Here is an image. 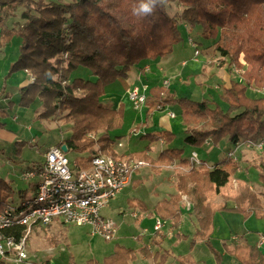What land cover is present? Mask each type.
<instances>
[{"label": "trees", "instance_id": "1", "mask_svg": "<svg viewBox=\"0 0 264 264\" xmlns=\"http://www.w3.org/2000/svg\"><path fill=\"white\" fill-rule=\"evenodd\" d=\"M140 3L141 0H0V47L15 35L20 38L18 57L11 64L10 72L23 70L33 77V81L18 90L19 106L28 107L35 100L40 101L39 115L44 119L66 111L64 119L72 121L70 136L64 141L67 151L88 153L86 157L76 158L79 168H88L91 156L97 152L115 155L112 146L122 135L112 137L109 132L122 126L125 112L122 105L110 108L99 101L104 87L127 78L144 61L168 57L183 37L180 19L189 29L199 27L204 39L214 40L215 49L223 58L236 61L243 52L249 68L242 74L243 80H231L220 94L227 104L226 110L218 104L212 106L208 99L176 96L164 86L149 88L143 126L158 106L174 105L181 110L185 125L184 145L200 148L207 141L213 146H221L226 141L232 148L242 140L257 142L264 138V97L250 98L246 93L249 87H264V0H161L151 15H134L133 9ZM174 3L182 7L181 12L170 14L169 7ZM19 7L23 8L22 22L9 27L6 21ZM232 21H235V47L231 54L225 45L227 32L222 34L219 28L228 30L226 26H232ZM80 67L88 69L92 78L74 76ZM141 69L144 70V66ZM0 115L5 113L1 111ZM97 130L103 132L98 139L100 145L94 150L95 142L88 134ZM141 138L170 144L175 135L160 130L145 133ZM182 154V148H166L153 162L179 161L188 165ZM257 167L264 187V160ZM237 170L238 164L225 157L213 168H192L178 175L177 193L154 206V213L176 229L181 220V196L191 197L198 227L190 240V248L197 240L203 241L216 264H221V254L210 240L216 212L264 218V192L258 195L248 188L239 196L223 195L222 205L208 200L211 192L221 194L220 189ZM12 192L11 182L0 178V211ZM228 200L235 202L234 207L226 205ZM21 229L14 226L2 232L17 238ZM159 234L162 239L163 235ZM156 235L157 231L154 237ZM150 243L159 242L152 238ZM137 252L154 261L159 259L155 264H162L168 255L167 251L152 254L145 245L135 250L115 244L113 251L101 261L89 259L86 264H129ZM227 252L240 264H264V253L245 240L235 242ZM177 260L178 264L191 261L187 257Z\"/></svg>", "mask_w": 264, "mask_h": 264}, {"label": "rangeland", "instance_id": "2", "mask_svg": "<svg viewBox=\"0 0 264 264\" xmlns=\"http://www.w3.org/2000/svg\"><path fill=\"white\" fill-rule=\"evenodd\" d=\"M48 1L51 0H45V2ZM61 1L71 2L74 0ZM181 9L182 7L180 5L174 3L170 5L169 12L170 14L180 13ZM22 10L23 8L19 7L13 12V14L11 13L12 16H10L6 21L9 27L17 26V23L22 22L20 19ZM178 23L179 25L181 24L180 28L183 33L182 40L178 44L174 45L172 53L163 60H171L169 63L174 65L175 62L176 67L179 70H183L181 73L182 83L172 80V77L178 74L177 72L168 73V71H164V76L161 75V80L165 77H171V87L173 85L175 90L174 94L176 96H185L192 100L212 99L210 100L212 102V106L218 104L221 109L226 110L227 104L221 100L220 94L224 90L226 82L230 79L243 80L242 74L249 68V64L245 60L243 52L239 53L238 60L236 58V61L233 59L231 60L230 57L223 58L221 54L215 49V41L204 39L200 34L199 27L189 29V26L183 23V21L180 19H178ZM231 24L232 26H226L229 28L228 30L222 27L219 28V31L222 34L227 32L225 45L232 54L235 47V21H232ZM188 36H191L195 40V44L199 50V53L196 56H194V47L187 41ZM19 44L20 38L15 35L8 43H6V45L0 47V93L4 84L6 86V90L9 92V97L5 103H3L0 99V112L2 111L5 113L3 116L0 115V178L11 182L13 192L10 194L7 200L13 202L14 204H19L24 197H29L33 193L36 187L35 183L38 180L37 178H34L29 183L23 181L20 177L21 171L33 163L42 161L47 148L51 147L52 145L54 146L55 143L61 141L64 138H68L70 136L72 127V121L64 119L66 111L44 119L39 115L42 111L40 101L35 100L28 107L19 106L18 90L28 84L21 85V80L24 77V73L26 72L23 70L10 72L11 64L18 57ZM183 60L186 61V64L181 63ZM141 64H143V62ZM141 64L136 66L135 71L138 72L136 81H134V77L130 76L127 78V80H124L123 83H119V81L110 83L104 87V93L101 97H107L110 94L113 98L107 100H114L116 102L120 99L121 94L124 92L123 88L120 89V86H128L130 83L134 82L142 86L138 78L141 77L146 79L147 76H151V74L153 75L154 72L152 73V70L149 71L148 68L147 72L142 70V73L139 74L140 68L142 67ZM233 66L238 67L239 71L233 72ZM153 69H155L154 65ZM74 76L92 78L90 71L88 69H84L83 67L78 68V70L75 71ZM31 78L33 81L32 76ZM215 78L219 79L217 82L218 86H213L214 84L209 82L211 79ZM18 79H20V81ZM17 83L20 86L18 87V90H16L17 88L14 89ZM145 86L146 88L148 87L147 85ZM246 93L250 98L264 97V87H249L247 88ZM100 98L99 101L104 106L109 107L107 104H104ZM124 99L125 100L121 101L120 103V105L123 106L125 112L123 124L120 128L109 132V135L112 137L131 135L129 133L134 134L138 130V126H143V121H140L138 115L140 111L132 108V104L129 102L127 96ZM140 107L138 109H140ZM141 109H146L145 104L141 107ZM166 110L167 107L165 105L158 106L156 110L157 112L155 113L158 114V112H165ZM171 112H175L176 114V118L172 120L170 119L171 122L174 124L179 121L181 122L178 110L173 109ZM130 115L133 116L134 120L130 119ZM143 116L144 113H142V117ZM152 118H154V116L147 120L146 125L153 122ZM158 119L161 120V117L157 115L155 117L156 122H158ZM156 129L158 130V127ZM172 130V133L175 135V138L173 139V145L175 147H182V156L188 157L190 146L186 144L183 145L184 132H180L176 126H172ZM102 132L103 130H97L89 132L88 134V138L94 140L95 142V144L92 146L94 150L98 149L100 145L98 143V139ZM225 142H223L221 146L204 144L202 147L197 149V153L203 154L205 156L203 158L207 160L209 164H213L216 161H220L222 157L225 156V152L231 149V146ZM112 150L115 153L113 156L117 157L119 153L129 156L131 159L143 161L144 165L147 167L143 168L144 174H142L143 176L138 179V183L140 184L143 181L150 182L149 185L148 183L146 184L150 189H156L158 192H162L164 194L169 192L171 194L177 193L176 182L178 175L186 173L192 168H199L197 166H190L189 161L188 165L181 164L179 161H174L173 163L169 164H157L153 162V159L155 158L153 151L149 153H145V151L142 153L134 152V148L127 149L125 148L124 144L123 147L112 146ZM65 154L70 159V162L75 161L76 158H78V153L73 151H66ZM234 155L235 157L233 161L238 164V170L231 177L227 185L220 189L221 194L217 195L211 192L208 195V200L215 205L223 204V195L232 197L239 196L243 189L249 188L258 195H261L264 192V187L259 180V168L257 167V164L264 160V149L258 150L243 145L234 151ZM203 166L208 168V166ZM138 183L135 182L132 185V188L137 189ZM23 190L25 191L24 193H22ZM174 191L175 193H173ZM124 197L125 195L117 196V198L110 203L109 207H112V210L115 206V208H117L119 205L123 204L121 202ZM232 204L235 205V202L232 200H228L226 203L227 206ZM131 205L132 204L129 203V207H127V209L134 207ZM180 206V209L182 210H191L192 213L190 219L195 220V216H193L194 214L192 211L193 205L191 197L186 194H182ZM111 209H102L103 216L106 218L111 217L115 222H119L121 220V216L117 214L116 211H111ZM120 213L123 214L124 211ZM218 213L217 221L219 220L218 218L224 221L223 223H225L224 218L226 220H231L230 231L227 230V234L224 231L227 236H225L226 239L230 240L232 239L231 234L241 227L240 216H242V214L231 212V214H228L229 216H227L222 212ZM186 215L187 214H185V216ZM187 216L190 217V215ZM126 217L125 218L127 221L132 219L130 215H127ZM131 224L132 222H123V229L119 231L118 234H125V236L130 235L133 232L131 228H128ZM160 236L161 235L159 234V237ZM116 238L117 237L114 236L111 240H105L97 233L91 234L88 226L65 224L61 223L59 219H54V221L49 224L34 226L32 228L27 241L29 249V263L21 264H32L30 261H32L33 264H41L45 261L47 262L46 264H86V261L89 259L101 261L102 257L110 253V251H102V248H104V246L105 249L112 247L116 242ZM159 239H156V241L160 242ZM224 243L225 241L223 240L222 244ZM231 243L230 249L227 246H224L226 252L232 249L233 244H235V239L232 240ZM213 244L215 246L220 245V243H217L216 241H213ZM147 245L145 246L149 250L154 248L150 241ZM141 255L145 259H152L145 256L144 254ZM206 264L209 263L206 262Z\"/></svg>", "mask_w": 264, "mask_h": 264}, {"label": "built area", "instance_id": "3", "mask_svg": "<svg viewBox=\"0 0 264 264\" xmlns=\"http://www.w3.org/2000/svg\"><path fill=\"white\" fill-rule=\"evenodd\" d=\"M187 41L194 47V56H196L199 50L195 40L188 36ZM235 71L239 69L233 66V72ZM27 74L30 76L29 72ZM162 82V86L167 87L169 81ZM146 97L145 85L132 86L128 89L127 98L133 109L140 111L146 102ZM167 115L174 117L175 113L168 111ZM205 144L211 145L208 141ZM243 145L262 150L264 138L257 142L239 141L225 152L224 157L234 160V151ZM60 146L49 147L42 161L33 163L21 171L20 177L25 182L38 179L33 193L29 197H24L19 204L7 200L0 211V264L29 263L27 241L32 228L49 224L54 219H59L65 224L88 226L91 234L97 233L105 240H111L115 236V222L110 217H104L102 209L130 184L132 173L145 166L144 162L121 155L116 157L97 152L91 156L88 168H79L76 161L70 162ZM187 160L190 166L205 165L213 168L218 165L201 160L195 151L188 155ZM14 226L22 227L21 234L17 238L2 232L3 229ZM163 226L164 221L156 217L155 231L162 229ZM262 242L264 238L260 244ZM30 262L33 264L32 261Z\"/></svg>", "mask_w": 264, "mask_h": 264}, {"label": "crops", "instance_id": "4", "mask_svg": "<svg viewBox=\"0 0 264 264\" xmlns=\"http://www.w3.org/2000/svg\"><path fill=\"white\" fill-rule=\"evenodd\" d=\"M189 33V32H188ZM164 59V58H163ZM157 60V61H153V62H149V61H144L143 64H141L142 66H144V72L152 70V73L154 72V74L151 76H147L146 79H143L141 77H139V82L140 84H142V86L147 85L148 87L146 88L147 94H148V90L149 88L153 87V86H162L163 82L165 79L169 81L167 88L171 91V92H175L173 85L171 87V77H165L164 79L161 80V75L164 76V71H168L169 72H177V75H174L172 78V80L178 81L179 83H182V78H181V73L183 70H179L176 67V64L174 62V65L172 63H169L170 61L168 59L166 60ZM181 63L186 64V61L183 60ZM168 64V65H167ZM183 64V65H184ZM153 65L155 66V69H153ZM182 66V64H181ZM145 67H148L147 69H145ZM152 69H151V68ZM173 68V70H172ZM169 69V70H168ZM142 70H140L139 74L142 73ZM154 70V71H153ZM179 71V72H178ZM25 72V71H24ZM138 72H136L135 70L131 72V74L128 76H132L134 77V81H136V76L138 77ZM127 77V78H128ZM127 78L124 79H118L116 81H119V83H123L124 80H127ZM20 81V79H18ZM228 80V79H227ZM231 80L234 79H230L229 81H225V88L228 87L229 82ZM236 80V79H235ZM234 80V81H235ZM239 80V79H237ZM219 79L215 78V79H211L209 82L211 84H214L213 86H218V82ZM21 85H25L27 83H30V78L29 75L26 73H24V77L21 80ZM143 82V83H141ZM157 84V85H155ZM132 86H140L138 85L136 82L134 83H130L128 86H120L124 92L121 94L120 99L117 100L116 102L114 100H107V99H112V95L109 94V96L107 97H101L100 100L103 101L104 104H107L110 108H118L121 101L125 100L124 98H126L127 96V91L128 89H130ZM18 87H20L17 83V85L14 87L17 88L16 90H18ZM148 89V90H147ZM9 92L6 90V86L4 84L3 89L1 90L0 93V99L2 100L3 103H5V101L8 99L9 97ZM7 96V97H5ZM208 100H212V99H208ZM167 110L165 112H158V114H156L154 111L151 115V117L154 116V118H152L153 122L149 123L148 125H144L142 126L140 129H138L134 134L129 133L131 135H122L121 137H118L114 144L113 147H123V144L125 145V148L129 149V148H134V152H144L145 153H149L151 151H153L155 158L153 160H155L158 156V154L165 150L166 148H182L180 146L175 147L173 145V141L170 144H166L165 142H163L162 140H158L155 142H149L148 140H145L143 138H141V136H143L145 133L148 132H156V131H160V130H167V131H173L172 130V126H176L180 132H184L183 130L185 129V125H183L182 123V118H181V110L174 106V105H166ZM172 109V110H171ZM173 109L178 110L180 118H181V122H177L176 124L172 123L171 120L176 118V114L174 117H169L167 115V112L169 110L173 111ZM146 109H141L139 115L140 121L144 119V116L142 117V113L145 112ZM175 113V112H174ZM161 117V120L158 119V122H156L155 117L156 116ZM130 119L134 120L133 116L130 115L129 116ZM138 118V117H137ZM171 119V120H170ZM156 122V123H154ZM158 127V130L156 129ZM161 127V128H159ZM184 134V133H183ZM139 135V136H138ZM185 136V134H184ZM67 138L62 139L61 141H58L57 143H55L54 145L58 144H64V141ZM120 144V145H119ZM184 145V143H183ZM53 146V145H52ZM48 149V148H47ZM197 149L199 148H193L190 147V152L195 151L196 153L198 152ZM198 154V153H197ZM88 155V153H82V154H77V157H86ZM121 156L124 157H128L124 154H119ZM199 158L203 161H205L206 163L207 160H205L203 157H205L203 154H198ZM202 157V158H201ZM187 158V157H185ZM131 159V158H130ZM224 159V157H222V159L220 161H216L214 163H220L222 160ZM209 164V163H208ZM212 164V163H211ZM147 166H142L139 169H136L132 175H131V182L128 186H126L117 196L120 195H125V197L123 198L122 202L123 204L119 205L117 208L113 207V210L111 209L112 207H109L110 203L113 202L116 198L114 197L104 209H111V211H116L117 214H119L121 216V220L118 222H115L116 225V234L115 236L117 237L115 240V244H119L125 247H129V248H134L135 250H138L143 244L147 245L148 242L150 241V239L152 238H156L159 239V233H161L163 235L162 239H159V243L158 244H154L153 245V249H150V251H152V254L157 253V254H162V252L167 251L168 255L166 260L162 263V264H178V257H187V259L191 260L186 262V264H206V262H208L209 264H216V261L214 259L213 254L209 251V249L207 248V246L204 244L203 241L201 240H197L196 243L194 244V246L192 248H190V240L198 226L197 220L195 218V220H191V210L189 209H181V220L179 223L178 228L174 229L171 227L170 223L168 221H164V226L162 227V229L158 230V236L155 235V229H154V222H155V218L158 217L155 213H154V206L161 201L162 199L165 198H169V196L171 195V193H167L164 194L162 192H158V190L156 189H150L149 186H147L146 184L150 182L147 181H143L146 183H138V179L141 178L144 174V170L143 168H145ZM162 179V178H161ZM137 182V189H133L132 185ZM134 190V191H132ZM132 191V192H131ZM175 193V191L173 192ZM264 202V199H263ZM129 203H131V207L130 209H127V207H129ZM128 205V206H127ZM228 207H234V204L229 205ZM127 209V210H126ZM186 210V211H185ZM124 213H120L123 212ZM149 211H151L152 213L148 214ZM223 214L229 216L228 214H231V212H222ZM185 214L190 215V217H188L187 215L185 216ZM218 212L215 213L214 215V219H213V233L210 236V240L211 243L213 244V241H216L217 243L219 242L220 245L215 246L213 244V246L220 252L221 254V264H240L239 261L232 255H230L228 252L225 251L224 246H227L229 249L231 248V242L232 240L235 239V242H238L239 240H245L248 244L250 245H257V247L264 253V242H262L260 244V241L264 238V218H256L253 214L250 215L247 218H244L243 216H240V223H241V227L238 228L237 230H235V232H233V234H231L232 239L228 240L226 239V234H227V230L230 231V223L231 220H225V223H223L224 221H222L220 218H218L219 220L217 221V216H218ZM131 216L132 219L130 221L126 220V216ZM194 216V215H193ZM126 217V218H125ZM111 218V217H110ZM228 221V222H227ZM123 222H132V224L128 227L131 228L133 230V232L128 235L125 236V234L119 235L118 232L121 231L123 229ZM219 223V224H218ZM226 234H225V232ZM232 233V232H231ZM179 235H183V237H179ZM226 236V237H225ZM223 240L225 241L224 244ZM221 241V242H220ZM114 244V245H115ZM114 245L110 248H106L105 246L104 248H102L103 250L106 251H110V253L113 251V247ZM149 246V245H147ZM226 247V248H227ZM109 253V254H110ZM107 254V255H109ZM105 255V256H107ZM104 256V257H105ZM136 259L132 262H130L129 264H155L158 262L159 259H157L156 261H154L153 259H145L139 252H137L136 254ZM102 257V259L104 258ZM101 259V260H102Z\"/></svg>", "mask_w": 264, "mask_h": 264}, {"label": "clouds", "instance_id": "5", "mask_svg": "<svg viewBox=\"0 0 264 264\" xmlns=\"http://www.w3.org/2000/svg\"><path fill=\"white\" fill-rule=\"evenodd\" d=\"M160 2L161 0H141L139 6L133 9V13L137 16L151 15Z\"/></svg>", "mask_w": 264, "mask_h": 264}, {"label": "water", "instance_id": "6", "mask_svg": "<svg viewBox=\"0 0 264 264\" xmlns=\"http://www.w3.org/2000/svg\"><path fill=\"white\" fill-rule=\"evenodd\" d=\"M60 147H61V149H62L63 151H65V152L67 151V147H66L65 144H62Z\"/></svg>", "mask_w": 264, "mask_h": 264}]
</instances>
